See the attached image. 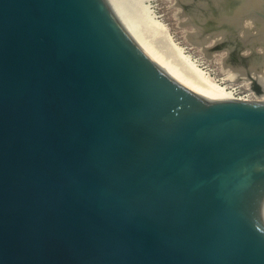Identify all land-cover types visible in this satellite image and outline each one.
Masks as SVG:
<instances>
[{
    "label": "water",
    "instance_id": "obj_1",
    "mask_svg": "<svg viewBox=\"0 0 264 264\" xmlns=\"http://www.w3.org/2000/svg\"><path fill=\"white\" fill-rule=\"evenodd\" d=\"M183 5L264 95V0ZM126 27L107 0H0V264H264V102L205 82L161 22Z\"/></svg>",
    "mask_w": 264,
    "mask_h": 264
},
{
    "label": "rangeland",
    "instance_id": "obj_2",
    "mask_svg": "<svg viewBox=\"0 0 264 264\" xmlns=\"http://www.w3.org/2000/svg\"><path fill=\"white\" fill-rule=\"evenodd\" d=\"M146 2L154 10L157 17L166 25L174 42L182 49L185 55L190 57L194 64L198 66L205 75L210 77L213 81L226 85L230 89L234 88L233 90L238 95L251 98L250 91L245 81L242 79L231 80L228 78L229 74L226 69L235 70L233 67L226 65L228 64L227 56H229V49L216 51H210L209 49L211 46L217 45V42L219 43L221 39H223V35L220 34L209 39L207 44L208 50H204L200 45L193 43L192 38H188L190 32H199L196 23L182 24L184 21H190V14H184L183 0H179V2L178 0H147ZM176 2H178V5ZM178 13H180L181 16L180 14L177 15ZM216 37L220 39H218L217 42L214 40ZM257 56H264V53H260ZM252 64V61L251 63L249 62L250 66ZM256 91L260 92L261 88H258Z\"/></svg>",
    "mask_w": 264,
    "mask_h": 264
},
{
    "label": "bare ground",
    "instance_id": "obj_3",
    "mask_svg": "<svg viewBox=\"0 0 264 264\" xmlns=\"http://www.w3.org/2000/svg\"><path fill=\"white\" fill-rule=\"evenodd\" d=\"M107 1L110 3L112 8L114 9V13H115V16H116L117 20L120 22V24L126 30L127 33H128L127 27H126V15L127 14H141V15H143L145 18H147L151 22H161L166 38L168 39L170 44L179 52L180 58L186 59L192 65V67L194 68L196 73L205 82H207L208 84H210L213 87L217 88L218 90H220V91H222V92H224L226 94H229V95H231V96H233L235 98H238L240 100H255V101H263L264 102V95H260L261 91L259 92V91H256V90H254L252 88V86H251V84H250V82H249V80L247 78V71L226 69L228 74H229V76H228L229 79H231V80L242 79L243 81L246 82V84L248 86V89L250 91V94H251V98L250 97H243L242 95H238L233 90L234 88L230 89L226 85H223V84H220V83H218L216 81H213L210 77L205 75L204 72L198 66H196L194 64V62L190 59V57L185 55L183 53L182 49L174 42V40L172 39L168 28L157 17V15L155 14L154 10L146 2L147 0H107ZM178 2H179V0H178ZM178 2H176L177 5H178ZM179 6H180V4H179ZM179 14L180 13H178L177 15H179ZM180 16H181V14H180ZM182 24H184V22H182ZM185 24H188V23H185ZM188 38L189 39L191 38L190 34H189ZM218 39H219V37H216L214 40H216V42H217ZM208 41H195V40H193V43H195L196 45H200L202 47V49H204V50H208V45H207ZM134 42H135V44H137V46L139 48H150V49L160 53L166 59V61L169 64H173V60L171 59L167 48L158 47V46H154V45H150V44H145V43H141V42H137V41H134ZM217 44H218V42H217ZM204 50H202V51H204ZM208 57H211V56H208ZM252 63L253 64L250 67H251V70L253 72V75H254L255 79L258 82H260L261 86L264 88V56H256L252 60ZM262 208H263V212H264V199H263Z\"/></svg>",
    "mask_w": 264,
    "mask_h": 264
}]
</instances>
